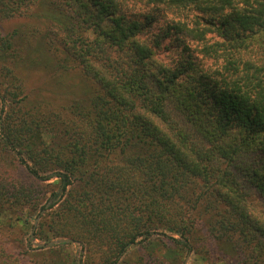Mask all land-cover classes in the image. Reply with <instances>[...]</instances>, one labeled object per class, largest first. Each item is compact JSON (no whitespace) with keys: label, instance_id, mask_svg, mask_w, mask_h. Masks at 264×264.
I'll return each instance as SVG.
<instances>
[{"label":"trees","instance_id":"16d2710c","mask_svg":"<svg viewBox=\"0 0 264 264\" xmlns=\"http://www.w3.org/2000/svg\"><path fill=\"white\" fill-rule=\"evenodd\" d=\"M36 2L0 0V12L12 17ZM146 2L218 16L210 24L221 41L207 42L202 15L194 27L182 21L171 27L205 39L201 51L221 65L206 70L189 57L171 68L156 59L133 10L137 0H50L54 13L69 18L59 28L63 51L98 92L74 105L70 120L38 121L19 111L0 125V153L11 152L29 179L51 187L40 202L29 187L15 193L3 176L1 209L10 201L19 203L14 208L33 205L35 219L45 210L35 237L71 236L99 264H127L134 244L169 230L179 235L167 237L179 264V250L192 249L193 221L177 205L193 186L197 205L224 207L210 224L212 237L231 243L237 264H264V204L256 210L248 200L264 201V0Z\"/></svg>","mask_w":264,"mask_h":264},{"label":"rangeland","instance_id":"374dc122","mask_svg":"<svg viewBox=\"0 0 264 264\" xmlns=\"http://www.w3.org/2000/svg\"><path fill=\"white\" fill-rule=\"evenodd\" d=\"M49 1L37 0L28 11L12 17H4L0 12V125L10 120L14 122L19 111L21 115L25 113L38 121H44L51 115L57 116V119L70 120L73 106L80 101L89 102L98 92L95 81L86 76L77 62L67 58V54L63 51L60 41L64 37L59 28L67 26L69 18L54 13ZM133 10L145 23L146 27L142 35L154 46L155 58L159 61L171 68L189 57L196 66L206 70H215L221 65V61L207 57L201 51L206 40L209 43L223 40L216 27L210 24L216 22L218 16L194 8L179 10L165 6L158 7L148 4L146 0H137ZM198 15L204 16L205 19L199 20ZM197 19L200 21V27L206 30V40L186 38L171 27L176 21L186 22L188 26L194 27ZM156 38L159 40V45L155 43ZM67 64L65 68L64 65ZM180 82L183 83V80ZM3 94L8 97L6 102L1 99ZM0 172H2L0 191L3 190L4 176L8 178L7 182L14 185L15 193H19L22 186L29 187L31 191H35L38 201H47L51 187L44 182H34L29 179L11 152L0 153ZM189 189L187 200H181L177 207L184 212L185 217L193 221L188 235L191 237L192 249H180L177 262L237 264L231 243L215 240L212 237L210 224L219 217L223 205H214L216 208L212 211L206 208V200L197 205L194 201L196 192L194 193L193 186ZM248 200L256 210L262 208L261 205L264 204L258 195L249 196ZM17 203L10 201L2 206L3 209L0 206V264H69L72 259H82L79 264H99V256L91 254L89 247L79 241L68 243L63 247L55 245L40 247L39 243L49 242L35 237V228L45 210L35 219L36 210L33 205L29 208L20 204V207L14 208ZM249 208L253 210L251 205ZM51 213L52 211H49L46 225L52 220V217H49ZM33 224L34 228H32ZM68 226L72 230V225L68 223ZM77 231L81 233L82 228H78ZM32 232L33 237H31ZM155 232L150 240L133 245L131 252L125 256L127 264L175 262V257H171L170 252L173 248L177 250L175 247L177 245L167 237L178 238L179 235L164 229ZM63 237L74 239L71 236ZM54 239L57 238L51 240ZM164 253L166 258L162 263L158 256Z\"/></svg>","mask_w":264,"mask_h":264},{"label":"water","instance_id":"95a60500","mask_svg":"<svg viewBox=\"0 0 264 264\" xmlns=\"http://www.w3.org/2000/svg\"><path fill=\"white\" fill-rule=\"evenodd\" d=\"M48 206V205H47ZM44 211V210H43ZM31 237H33V232L31 234ZM75 242L74 239L72 238H65V237H60V238H57V239H54V240H51L49 242H46V243H39L38 245L40 247H53L54 245L56 244H61V243H73Z\"/></svg>","mask_w":264,"mask_h":264}]
</instances>
